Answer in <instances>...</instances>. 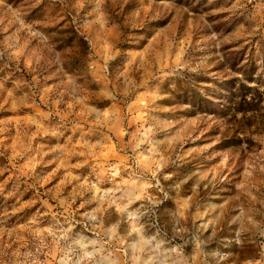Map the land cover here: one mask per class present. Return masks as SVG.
Masks as SVG:
<instances>
[{"label": "rangeland", "instance_id": "obj_1", "mask_svg": "<svg viewBox=\"0 0 264 264\" xmlns=\"http://www.w3.org/2000/svg\"><path fill=\"white\" fill-rule=\"evenodd\" d=\"M0 264H264V0H0Z\"/></svg>", "mask_w": 264, "mask_h": 264}]
</instances>
